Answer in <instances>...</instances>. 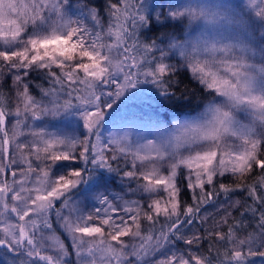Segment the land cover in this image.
Segmentation results:
<instances>
[{"label":"snow or ice","instance_id":"snow-or-ice-1","mask_svg":"<svg viewBox=\"0 0 264 264\" xmlns=\"http://www.w3.org/2000/svg\"><path fill=\"white\" fill-rule=\"evenodd\" d=\"M249 3L264 19V0ZM106 11L107 26L87 0H78L75 9L70 0L26 4L0 0V80L10 75L15 94L13 107V97L0 87V248L12 254L8 264H214L211 253L185 255L169 249L173 238L191 246L213 237L230 246L215 264H253L251 257L264 258V250H259L264 249V133L242 126L241 135L255 138L221 150L215 141L232 118L209 105L202 115L211 113L213 119L177 120L172 130L157 128L154 138L142 143H130L127 132L103 137L106 110L126 90L137 87L139 77L159 88L162 96L176 94L172 90L176 81L169 76L176 65L164 62L163 50L157 58L156 45L142 44L137 37L138 27L146 22L142 4L107 0ZM187 11L177 9L170 15L183 17ZM179 50L183 55L182 46ZM185 64L207 89L236 98L228 81L212 68L199 62ZM32 72L46 82L35 84L39 97L31 91ZM61 115L77 117L86 132L69 135L35 127L36 121ZM260 115L264 118V112ZM203 141L213 145L204 148ZM185 147L190 155L174 162ZM121 159L124 166L131 164V170H123ZM73 161L79 166L54 171L58 162ZM165 162L167 175L161 171ZM181 166L188 170L186 187L194 202L184 204L183 211L177 175ZM99 169L116 173L121 181H136V188L129 187L128 192L146 193L148 200L106 194L107 182L97 176ZM254 169L260 175L251 182L220 183L218 189L205 191L217 176L246 177ZM8 171L10 182L5 178ZM94 177L88 189L79 187ZM238 189L252 200L244 204L241 217L258 216V231L243 239L237 228L247 227V222L232 217L231 211L240 200L221 204L224 215L211 225V213L200 215L201 206L214 196L222 193L228 198ZM87 199L98 206L85 210L81 205ZM196 220L205 226L206 236L199 229L185 236L183 230ZM222 225H228L227 233L218 230ZM156 256L160 258L151 259Z\"/></svg>","mask_w":264,"mask_h":264},{"label":"clouds","instance_id":"clouds-1","mask_svg":"<svg viewBox=\"0 0 264 264\" xmlns=\"http://www.w3.org/2000/svg\"><path fill=\"white\" fill-rule=\"evenodd\" d=\"M178 9L188 10L183 16L187 36L179 57L212 68L228 81V90L236 97L213 90L199 114L180 120H211V113L206 117L202 114L209 105L218 106L232 121L221 127L215 145L221 150L242 146L245 140L255 138L241 135L242 126L251 127L256 134L264 133V118L260 115L264 112V42L257 41L246 18L229 0H185ZM212 145V141L201 142L204 148ZM189 155L185 147L174 162Z\"/></svg>","mask_w":264,"mask_h":264},{"label":"rangeland","instance_id":"rangeland-1","mask_svg":"<svg viewBox=\"0 0 264 264\" xmlns=\"http://www.w3.org/2000/svg\"><path fill=\"white\" fill-rule=\"evenodd\" d=\"M16 2L26 4L29 2V0H16ZM70 2L73 6V9H75V6L77 5L78 0H70ZM184 2L185 0H169L166 3V8H165V13L167 17L173 18L171 17L170 12L177 10ZM229 3L239 10V13L242 15V17L246 18V23L250 24L252 34L255 35L257 41L264 42V19L259 18L255 15V11L253 7L250 5L249 0H229ZM13 19H15V16H13ZM184 21H185V18H184ZM186 36H187V28H186V24L184 23V27L182 29L180 36H171L164 40L154 42L156 47L153 48V52H155V54H157V58H159L160 51L163 50L166 53V57L164 60L165 63L174 64L176 66L184 68L194 78V76L191 73V69L186 66L185 61L182 58H180L178 55L180 47L183 46V42H185L186 40ZM24 38L27 39L26 36H24ZM173 44H176L177 47H171V45ZM221 71H223V69ZM143 78H144L143 76L139 78L140 83L137 84V87L126 90L124 94L119 99H117L116 104L113 106L112 109L106 110L105 121H104L103 127L101 128V131H102L101 133L105 139H107L109 133H113L115 135H123L125 132H127L129 133L130 143H132L133 145L135 143H142L143 139H153L154 138L153 133L155 132L157 128L163 127V128L172 130L177 120L197 115L201 112V110L204 107V103H203L200 107H198L197 109H195L194 111L190 113H184L178 116H172L170 119H167V120L165 119L157 120L155 119L156 117L150 116L151 114L149 111L142 112L137 109V107L140 108L142 106L141 104L142 102L146 103L147 105H152V106H156L157 103H159V99L156 98L155 92L152 90L150 86H148V84H146V82H144ZM6 79L9 80L10 82V93H11V96L13 97V107H14L15 94L13 90L12 77L10 75H7L2 80H0V82ZM207 90L209 91L210 95L214 94L213 90L211 89H207ZM131 105L135 107L132 110H131ZM11 123H14V120L10 121L8 125L9 127ZM35 127H45L47 131L49 132H57L60 134H69V135L73 133L80 134V133L86 132V130L83 128V123L81 120H79L75 116H68V115H61L59 117H51V116L45 117L40 121H36ZM21 131H26V130L21 128ZM20 139L23 140V137H21ZM235 143H239V142L236 141ZM121 161L123 160L121 159ZM58 164H59V167H54V171H56L57 173H61L65 171L70 166H79L78 162L76 161H73L71 163L58 162ZM131 167L132 166L129 163L126 166V169L131 170ZM161 171L165 175L168 174L167 162L163 164ZM180 171L184 174L185 180H186L187 173H188L187 168H185L184 166H181L180 168H178L177 169L178 183H180L179 181ZM5 178L8 179L9 182L11 181L10 171L6 172ZM17 179H19V177H17ZM94 181L95 180L90 181L89 184L82 185L80 188L88 189L94 183ZM125 182L126 184H130L131 188L133 189L136 188V181L133 183H129L130 181H125ZM31 186H32L31 184L28 185V187H31ZM128 188L129 187H126L125 189H119L113 184L107 182L106 194L110 193L113 196H115L116 194H122L124 195L125 199H139L141 200L142 203H145L148 200V195L146 193H142V192L134 193V194L129 193ZM100 190L104 191L105 189H100ZM77 198L83 199L82 196H80V194H78ZM235 200L237 199L234 197L219 199L213 202L212 204L208 205L206 208H204L200 215L211 213L212 215L209 217V220H208V224L211 225L213 224L215 220H219L220 217L224 215V211L220 208V205L221 204L227 205L231 201H235ZM81 206L84 207L85 210H89L98 205L96 204L94 200L87 199L83 201ZM204 227L205 226H203V229ZM221 227L222 226H220V228L218 229L219 231H221ZM193 229H198V228L195 226H190V227L185 228L183 230L184 235L185 236L192 235ZM61 235L63 236L62 232H61ZM247 236H245L244 234L238 235V237L241 239ZM169 249L174 250V251H182L185 255L189 251L194 252L198 255L203 254L197 247L189 246L187 244H184V247L176 246L175 244H172V245H169ZM259 250H264V249H259ZM244 251H247L246 247ZM159 258H160L159 256H156V257H152L151 259H159ZM72 259L75 260V257L73 256ZM250 260L253 262V264H264V258L262 257H251Z\"/></svg>","mask_w":264,"mask_h":264},{"label":"trees","instance_id":"trees-1","mask_svg":"<svg viewBox=\"0 0 264 264\" xmlns=\"http://www.w3.org/2000/svg\"><path fill=\"white\" fill-rule=\"evenodd\" d=\"M169 0H132L133 5L142 4L144 15L146 17V22L141 24L137 29V37L142 44H153L154 42L164 40L171 36H180L182 29L184 27V18H168L165 13L166 3ZM87 2L91 6H95L101 13V16L107 26L108 23V14L106 11V3L107 0H87ZM132 11H136L134 7ZM131 43V41H129ZM155 54V52H154ZM157 57V54H155ZM170 78L175 79L176 83L172 85V90L176 93L170 97H165L161 95L160 89L157 88L154 84L146 82L148 86L152 88L155 92L156 98L159 99V103L156 106L147 105L146 103H141L142 106L138 110L142 112L149 111L151 117H156L155 119H170L172 116H178L184 113H190L200 107L205 100H207L210 96L209 91L200 84L195 78L191 76V74L182 67L176 66V71L174 74H169ZM140 78V77H139ZM29 79L32 81V94L39 97V89L35 87L36 83H45L43 78L37 73H30ZM144 79V78H143ZM0 87H2L3 91L9 95L10 93V82L9 80H3L0 82ZM140 106V105H139ZM130 108V107H128ZM135 108L131 105V110ZM102 132V131H101ZM123 170H127L126 166L123 165V161L120 162ZM104 176L106 182L113 184L119 189H125L126 187H130V184H126L125 181H121L120 176L116 173H108L103 169L97 170V176ZM260 175L259 169H254L251 174H248L246 177H238L233 176L228 173L223 177L217 176L214 178V185H206L205 191H212L215 186L218 189V185L220 183L227 184L229 186H234L236 183L240 182H251L252 179H255ZM96 177L93 178L95 180ZM179 181L182 187V208L184 204H193L194 202L191 199V190H188L186 187V180L184 179V174L180 171ZM135 181H130L129 183H133ZM82 186V185H81ZM79 186V187H81ZM198 191V190H197ZM234 197L240 200L241 205L237 206L232 211V217L237 219H243L247 222V227L245 228H237V235L244 234L245 236L249 235V233L258 231L256 228L257 217H253L250 213H245L243 217H241V212L243 211V206L245 203L251 204L252 200L247 196V193L244 189H238L235 192L229 193L228 198ZM225 196L221 193L219 196H214L213 200L208 204L201 206V211L206 208L208 205L213 202L224 199ZM58 207V205H57ZM257 207H259L257 205ZM233 221L229 220V224ZM160 223H163V217L160 218ZM199 229V233L201 235H205L206 233L203 229V225L200 224L199 220L194 221L193 225ZM186 227V228H187ZM221 231L227 233L228 225H222ZM174 239V243L176 246L184 247L185 242L182 240ZM210 245L213 247L210 249ZM193 247H197L203 255H209L211 253V258L214 261L223 258V252L225 248L230 247L226 241H219L218 238L213 237L211 240L205 238L200 241L199 245H191ZM219 252V255L217 254ZM12 257L11 253H7L5 249L0 248V264H8L9 259Z\"/></svg>","mask_w":264,"mask_h":264}]
</instances>
